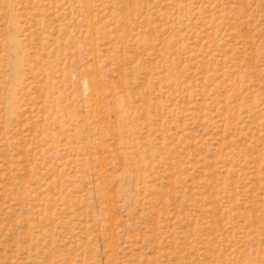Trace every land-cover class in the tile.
Wrapping results in <instances>:
<instances>
[{
  "label": "rangeland",
  "instance_id": "obj_1",
  "mask_svg": "<svg viewBox=\"0 0 264 264\" xmlns=\"http://www.w3.org/2000/svg\"><path fill=\"white\" fill-rule=\"evenodd\" d=\"M0 264H264V0H0Z\"/></svg>",
  "mask_w": 264,
  "mask_h": 264
}]
</instances>
